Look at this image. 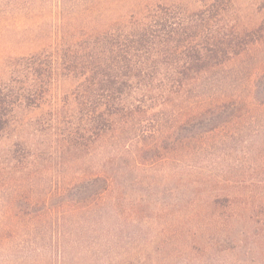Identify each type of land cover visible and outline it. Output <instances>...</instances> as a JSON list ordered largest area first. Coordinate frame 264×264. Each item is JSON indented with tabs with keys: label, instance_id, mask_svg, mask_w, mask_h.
<instances>
[{
	"label": "trees",
	"instance_id": "obj_1",
	"mask_svg": "<svg viewBox=\"0 0 264 264\" xmlns=\"http://www.w3.org/2000/svg\"><path fill=\"white\" fill-rule=\"evenodd\" d=\"M108 1L57 0L55 39L45 44L38 37L33 39L35 49L9 57L5 77L0 78V139L19 127V111L49 109L43 115L49 118L38 124L47 130L39 148L17 146L29 149L22 160L28 177L37 166L43 172L55 168L57 180L44 186L40 200H31L29 193L24 204L17 200L14 207L29 223L39 218L45 231L57 234L60 245L65 244L73 223L85 224L95 211L100 212L97 215L143 213L141 204L127 210L126 200H121L120 173L70 177L71 168L101 141L111 144L117 165L124 151L131 153L135 168L150 170L169 160L180 161L181 150L199 147L219 123L264 120V73L250 78L242 91L214 88L221 72L262 41L264 23L248 30L227 22L232 0H202V7L195 11L182 3L148 2L124 19L107 16L112 11ZM16 15L36 16L37 12ZM56 76L77 82L67 105L49 101ZM169 108L175 109L170 114L175 125L170 127L163 125ZM259 147L264 151V141ZM202 149L201 145L194 152L200 154ZM260 157L253 160L249 179L236 172L237 179L244 180L233 182L235 176L227 175L218 180L224 184L220 192L206 199L212 214L232 213V200H264V172L259 170L264 156ZM207 177L210 182L218 179ZM97 182L99 188H95ZM199 199L200 194L193 193L163 212H185ZM259 212L264 213V203L259 204Z\"/></svg>",
	"mask_w": 264,
	"mask_h": 264
},
{
	"label": "rangeland",
	"instance_id": "obj_2",
	"mask_svg": "<svg viewBox=\"0 0 264 264\" xmlns=\"http://www.w3.org/2000/svg\"><path fill=\"white\" fill-rule=\"evenodd\" d=\"M148 2L182 3L191 11L203 5L202 0H109L108 9L112 11L107 16L124 19L140 12ZM231 5L227 22H237L248 30L264 23V0H232ZM28 10H35L37 15H16ZM57 13V0H0V78L5 77L9 57L35 49L33 39L38 37L43 44L55 39ZM259 73H264V36L258 46L250 47L220 73L222 81L214 88L218 92L242 91ZM76 83L56 76L49 101L59 106L71 103ZM48 111H19V127L0 139V264H264V213H257L264 200H232L233 212L224 215L212 214L206 204L207 196L220 192L224 184L217 182L226 175L235 176L233 182L252 176L253 160L264 156L259 147L264 141L263 118L219 123L214 133L198 145L203 147L200 154L194 152L199 147L181 150L180 161L169 160L150 170L135 168L131 153L124 151L119 155L125 157L117 165L118 157L111 144L101 141L71 168L70 177L78 174L95 178L103 172L114 177L120 173L121 200H126L127 210L141 204L143 213L97 215L100 212L95 211L85 224L73 223L64 237L65 244L60 245L57 234L51 229L45 231L36 214L29 223L14 207L29 193L31 200H40L44 186L57 180L55 168L43 172L37 166L28 177L22 160L29 149L17 146L22 143L33 151L39 148L47 130L38 124L49 118L43 116ZM174 112L172 108L165 110L164 126L175 125L170 123ZM189 170L193 171L185 173ZM259 170L264 172V164ZM173 171L185 175L175 176ZM200 172L218 179L210 182L208 175H199ZM236 172L245 176L237 179ZM95 185L99 188L101 183ZM193 193H199L201 199L185 212H163ZM251 209L254 211L249 213Z\"/></svg>",
	"mask_w": 264,
	"mask_h": 264
}]
</instances>
